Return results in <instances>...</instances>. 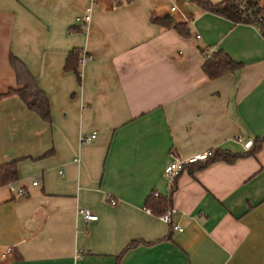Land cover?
I'll list each match as a JSON object with an SVG mask.
<instances>
[{"label":"crops","instance_id":"0c3cea01","mask_svg":"<svg viewBox=\"0 0 264 264\" xmlns=\"http://www.w3.org/2000/svg\"><path fill=\"white\" fill-rule=\"evenodd\" d=\"M152 16L187 23L189 36ZM73 49L85 52L80 81L64 69ZM218 49L243 65L210 79L202 64ZM11 55L50 120L17 94L0 98V165L16 161L12 184L25 190L0 186V251L12 247L0 264H264V141L250 153L264 136L256 26L191 0H0V94L18 87ZM207 150L238 156L164 174ZM172 183L180 231L144 205Z\"/></svg>","mask_w":264,"mask_h":264},{"label":"trees","instance_id":"16d2710c","mask_svg":"<svg viewBox=\"0 0 264 264\" xmlns=\"http://www.w3.org/2000/svg\"><path fill=\"white\" fill-rule=\"evenodd\" d=\"M205 11L222 16L234 24H251L257 27L260 34L264 38V7L258 0H221L213 3L209 0H191ZM152 22L165 28L174 29L181 36L188 37L189 29L187 23L178 21L171 16L153 17ZM82 51L80 49L71 50L65 60L64 69L73 72L78 81H80V65ZM202 53L205 54L204 50ZM205 60L202 64L204 74L212 79L226 73H233L242 67V63L234 61L225 51L218 49L212 51L209 55L205 54ZM10 64L14 70L17 88H10L5 94H0V98L8 94H17L26 107L37 113L43 120H50L49 102L45 93L38 87L35 79L28 72L24 64L15 56H10ZM264 136L252 142L250 153H256ZM238 154L230 152L217 151L213 155L202 162H195L185 166V169L196 166L201 168L208 163L217 159H224L229 162L233 161ZM18 171L17 162L11 161L0 165V186L17 182ZM175 189L172 183L167 195L159 194L152 191L145 199L144 205L149 209L150 213L159 217L165 213L171 206V195ZM137 243V242H136ZM134 244H132L133 246Z\"/></svg>","mask_w":264,"mask_h":264},{"label":"built area","instance_id":"2783aa9c","mask_svg":"<svg viewBox=\"0 0 264 264\" xmlns=\"http://www.w3.org/2000/svg\"><path fill=\"white\" fill-rule=\"evenodd\" d=\"M174 10H175V7L174 6L171 7V11H174ZM87 11H89V9ZM84 20L85 21L89 20V14H87L84 17ZM84 60H85V52L82 51L81 58L79 59V62L81 63V65L83 64ZM244 146L246 148L250 147L251 141L246 142L244 144ZM212 155H213V151L207 150V151L198 153V154L191 156V157L184 159V160L175 159V160L171 161L170 163H168L164 167V174L166 176L172 178V177L176 176L178 173H180L181 171H184L185 166L192 164V163H195V162H202V161L208 159L209 157H211ZM32 184L36 185L37 181H33ZM9 187H10V190L12 191V194L14 196L22 197L25 195V190L23 187H16L13 184H10ZM108 200L111 203H113V201H114L113 198H110V197H108ZM147 210H148V212H150L149 209H147ZM78 213H80L85 220H96L97 219V215L93 214L89 210L81 209L78 211ZM177 214H178L177 210L174 209L173 207H171L165 213L160 215L158 218L160 220H162L163 222L172 225V228L174 230L180 231L181 228L178 227V225H175V224L173 225V217L177 216ZM11 252H12V247L6 246L4 249H2L0 251V259L5 258Z\"/></svg>","mask_w":264,"mask_h":264}]
</instances>
